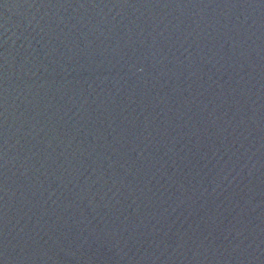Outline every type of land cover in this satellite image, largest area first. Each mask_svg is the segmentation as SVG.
<instances>
[{
    "label": "water",
    "instance_id": "1",
    "mask_svg": "<svg viewBox=\"0 0 264 264\" xmlns=\"http://www.w3.org/2000/svg\"><path fill=\"white\" fill-rule=\"evenodd\" d=\"M0 264H264V0H0Z\"/></svg>",
    "mask_w": 264,
    "mask_h": 264
}]
</instances>
